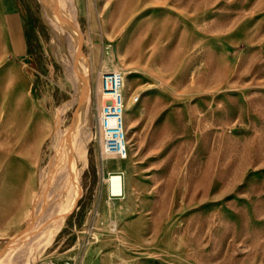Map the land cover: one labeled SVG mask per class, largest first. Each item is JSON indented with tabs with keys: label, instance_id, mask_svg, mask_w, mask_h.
<instances>
[{
	"label": "rangeland",
	"instance_id": "obj_1",
	"mask_svg": "<svg viewBox=\"0 0 264 264\" xmlns=\"http://www.w3.org/2000/svg\"><path fill=\"white\" fill-rule=\"evenodd\" d=\"M104 72L126 158L103 152ZM49 260L264 264V0H0V264Z\"/></svg>",
	"mask_w": 264,
	"mask_h": 264
},
{
	"label": "built area",
	"instance_id": "obj_2",
	"mask_svg": "<svg viewBox=\"0 0 264 264\" xmlns=\"http://www.w3.org/2000/svg\"><path fill=\"white\" fill-rule=\"evenodd\" d=\"M102 94L107 98L97 112V128L105 151L124 157L125 133L123 114L125 102L122 93L123 76L119 72H104L100 75ZM135 101L138 97L134 98ZM37 264H72L70 262L46 261Z\"/></svg>",
	"mask_w": 264,
	"mask_h": 264
},
{
	"label": "bare ground",
	"instance_id": "obj_3",
	"mask_svg": "<svg viewBox=\"0 0 264 264\" xmlns=\"http://www.w3.org/2000/svg\"><path fill=\"white\" fill-rule=\"evenodd\" d=\"M107 69V68H106ZM105 71H109V69L105 70ZM125 113L123 114V121H124V133H125V148H126V153L124 155V157L118 156L120 158H126L128 156V141H127V137H126V129H125V119H124ZM77 142V141H76ZM72 143V142H71ZM68 149H66V152L64 153L65 156H63V158L60 160L59 165H61L60 167V174L64 180V188L65 189V194L67 196L68 191L72 188V184H71V177H76L78 179V175H75L76 172V167L78 165V158L80 157V153L75 154L74 152H72V148L70 149V146L68 145L67 147ZM77 148V146H76ZM75 148V149H76ZM69 150V151H67ZM64 151V150H63ZM103 152L105 155H110V156H116L114 154L111 153H107L103 147ZM57 162V161H56ZM54 167V166H53ZM58 167V168H59ZM56 169V168H55ZM58 170V169H57ZM54 171V170H53ZM78 172V171H77ZM56 173V172H55ZM49 174V172H48ZM47 176V175H46ZM44 177V176H43ZM49 177V176H48ZM44 179V178H43ZM42 179V180H43ZM57 180V179H56ZM59 180V179H58ZM79 181V180H78ZM43 183V182H42ZM46 184V183H45ZM57 184V183H56ZM77 184V183H76ZM75 185V184H74ZM74 187V186H73ZM110 187H111V192L113 195H122L125 193V189L123 187V179L122 176L120 175H111L110 176ZM53 188V187H52ZM51 188V189H52ZM56 189V188H55ZM62 190V188H61ZM47 192V191H46ZM51 192V191H50ZM70 192V191H69ZM60 193V191H59ZM45 189H43L39 195H36L34 197V203L32 208L30 209V211L32 212V220L34 222H48L49 224L47 225L46 229H48V232L51 231V229L53 228V223H52V218L55 219V208L52 204H49L48 202L50 201L49 199V194L46 199V195H45ZM45 195V196H44ZM59 198V195H57ZM63 196V195H62ZM65 197V196H64ZM66 198V197H65ZM44 199H46V201H44ZM62 199V197H61ZM49 200V201H48ZM57 200V199H56ZM52 201V200H51ZM62 201V200H61ZM45 203V205H44ZM60 204V201H59ZM58 204V205H59ZM62 204V203H61ZM60 210V209H59ZM59 210H57V214L59 213ZM29 211V214H30ZM62 211V210H61ZM60 211V212H61ZM59 216V215H58ZM30 217V216H29ZM51 220V221H50ZM58 219H56L57 221ZM33 223V222H32ZM56 223V222H55ZM54 223V224H55ZM56 225V224H55ZM54 225V226H55ZM31 227V226H30ZM30 229V228H29ZM27 229V230H29ZM45 229V228H44ZM45 229V230H46ZM53 231V230H52Z\"/></svg>",
	"mask_w": 264,
	"mask_h": 264
},
{
	"label": "crops",
	"instance_id": "obj_4",
	"mask_svg": "<svg viewBox=\"0 0 264 264\" xmlns=\"http://www.w3.org/2000/svg\"><path fill=\"white\" fill-rule=\"evenodd\" d=\"M78 196L80 197L81 196V186H79V189H78ZM79 199V198H78Z\"/></svg>",
	"mask_w": 264,
	"mask_h": 264
}]
</instances>
